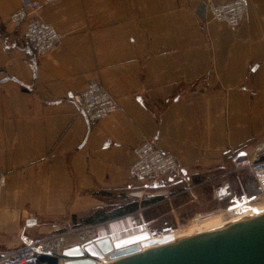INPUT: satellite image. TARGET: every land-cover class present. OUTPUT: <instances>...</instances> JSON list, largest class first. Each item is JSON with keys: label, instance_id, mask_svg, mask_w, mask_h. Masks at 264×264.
<instances>
[{"label": "crops", "instance_id": "1", "mask_svg": "<svg viewBox=\"0 0 264 264\" xmlns=\"http://www.w3.org/2000/svg\"><path fill=\"white\" fill-rule=\"evenodd\" d=\"M204 1L232 0H62L39 14L61 44L35 57L8 25L21 0H0V258L96 211L132 226L161 204L192 218L244 196L230 163L264 160V0H245L236 29L201 24ZM90 82L120 108L95 124L71 100ZM145 139L177 160L168 184L130 178Z\"/></svg>", "mask_w": 264, "mask_h": 264}, {"label": "built area", "instance_id": "2", "mask_svg": "<svg viewBox=\"0 0 264 264\" xmlns=\"http://www.w3.org/2000/svg\"><path fill=\"white\" fill-rule=\"evenodd\" d=\"M60 1L62 0H43L42 2L21 0V8L9 16L8 25L14 28L23 27V41L32 50L35 57L47 55L61 44L62 36L51 25L39 19V14L44 7ZM246 11L245 0H232L229 3L218 5L204 1L195 11V16L203 25L209 21H216L231 29H236L243 22ZM71 100L79 114L89 124L100 122L120 109L115 98L110 96L98 82H90L82 93L72 96ZM132 154L135 161L129 168V176L136 182L147 180L149 186L168 184L180 172L177 160L160 151L155 139H145L133 148ZM230 172H249L257 184L259 197L264 202V160H251L246 155H234L230 163ZM5 184L6 173L0 170V200ZM129 197L141 199L143 192L132 191L129 193ZM88 229L76 230L79 232L70 231L69 234L58 232L43 238H26L20 248L2 256L0 264H42L39 262L41 255L59 257L67 248L94 242L95 239L84 237L88 235ZM70 235L75 239L77 237L74 244L68 243L67 236ZM62 263L63 261L59 259L58 264Z\"/></svg>", "mask_w": 264, "mask_h": 264}, {"label": "water", "instance_id": "3", "mask_svg": "<svg viewBox=\"0 0 264 264\" xmlns=\"http://www.w3.org/2000/svg\"><path fill=\"white\" fill-rule=\"evenodd\" d=\"M248 207L247 201L234 200L229 210ZM26 225H34V220ZM105 256L111 261L107 264H264V211L220 229L178 240L170 232L157 236L146 225H138L67 248L59 257L41 255L39 262L58 264L60 259L62 264H96Z\"/></svg>", "mask_w": 264, "mask_h": 264}, {"label": "rangeland", "instance_id": "4", "mask_svg": "<svg viewBox=\"0 0 264 264\" xmlns=\"http://www.w3.org/2000/svg\"><path fill=\"white\" fill-rule=\"evenodd\" d=\"M244 173V182L239 185V182L234 181V179L231 181V186L233 187L234 191L236 192H244V196H241L239 193H237L236 200H245L247 201V206L250 208H254L257 205H262L264 202L260 199L259 190L257 187L256 182L254 181V178L249 172H242ZM236 174V173H232ZM247 186L248 188L245 189ZM253 197H255L253 200ZM250 200V201H249ZM249 201V202H248ZM233 202H226V204L218 205L217 200H210V201H201V204H199V208L194 212V216L189 217V214L186 213H180L176 212L174 213V209L172 207H169V205H162L156 206L152 209H149L148 211H143V220L139 217V221L136 224H133L132 226H129L125 221L119 220L116 222H108V223H102V222H96V223H84L80 222L81 219H78L79 221L74 222L73 226H67L63 227L59 233L69 234L70 231H76L83 228H89L88 235H85L84 237L88 239H98L106 236L115 235L117 233H122L127 230L133 229L134 227L138 225H146L147 228L154 232L157 236H161L164 233H177L183 230L185 227L189 226L194 220L202 219L209 215L214 214H221L222 218L217 219L216 222H212V224L221 223L225 220H229V218L235 214L238 213L239 210H236L235 214H230L227 209L230 205H232ZM187 210V209H185ZM182 211V210H181ZM192 211V210H191ZM178 213V214H177ZM211 224V225H212ZM210 224H205L204 226H209ZM129 226V227H126ZM76 231V232H79ZM84 232V231H82ZM105 235V236H104ZM27 236V235H26ZM67 240L70 238L67 236ZM30 238H32L30 236ZM70 240V239H69ZM77 240V237H76ZM72 241H75V237H72Z\"/></svg>", "mask_w": 264, "mask_h": 264}, {"label": "bare ground", "instance_id": "5", "mask_svg": "<svg viewBox=\"0 0 264 264\" xmlns=\"http://www.w3.org/2000/svg\"><path fill=\"white\" fill-rule=\"evenodd\" d=\"M248 208L249 209L239 210L237 214H235V213H236V210H238V209H236L235 211L227 210L230 214H235V215L231 216L228 221L225 220L221 223H217V224L213 225L212 222H214V221L216 222L217 219H221L222 215L221 214L209 215V216H206L202 219L194 220L189 226L185 227L180 232H177L174 234L172 232L171 234H172L174 240H178V239L189 237L192 235H196V234H200V233H204V232H209L212 230H217V229L224 227L227 224H230V223L236 222L238 220H241V219L247 218L249 216L263 212L264 211V204L257 205L254 208L253 207L252 208L248 207ZM205 224H210V225L204 226ZM148 248H151V247H148ZM148 248H144L142 250H146ZM109 262H111L110 259L108 258V256H105L103 258V260L97 261L96 264H107Z\"/></svg>", "mask_w": 264, "mask_h": 264}, {"label": "trees", "instance_id": "6", "mask_svg": "<svg viewBox=\"0 0 264 264\" xmlns=\"http://www.w3.org/2000/svg\"><path fill=\"white\" fill-rule=\"evenodd\" d=\"M112 218L109 214H107L106 212L100 210V211H96L95 213L81 218L80 222H82V224L84 223H96V222H105L108 219ZM79 221L78 219L74 220V222Z\"/></svg>", "mask_w": 264, "mask_h": 264}]
</instances>
